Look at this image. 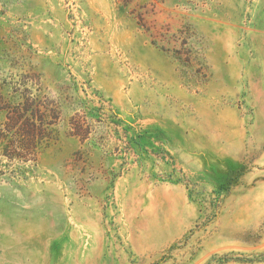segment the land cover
Returning a JSON list of instances; mask_svg holds the SVG:
<instances>
[{
	"label": "rangeland",
	"instance_id": "rangeland-1",
	"mask_svg": "<svg viewBox=\"0 0 264 264\" xmlns=\"http://www.w3.org/2000/svg\"><path fill=\"white\" fill-rule=\"evenodd\" d=\"M22 75L60 121L0 151V264H264V0H0Z\"/></svg>",
	"mask_w": 264,
	"mask_h": 264
},
{
	"label": "trees",
	"instance_id": "trees-1",
	"mask_svg": "<svg viewBox=\"0 0 264 264\" xmlns=\"http://www.w3.org/2000/svg\"><path fill=\"white\" fill-rule=\"evenodd\" d=\"M32 82V76L22 75L0 86V151L24 163L37 161L41 150L56 138L60 121L54 101L29 86ZM87 123L70 120L68 125L72 134L84 139L89 133Z\"/></svg>",
	"mask_w": 264,
	"mask_h": 264
}]
</instances>
